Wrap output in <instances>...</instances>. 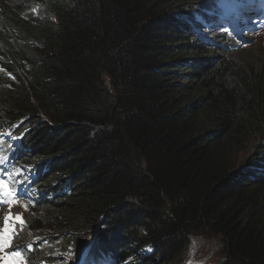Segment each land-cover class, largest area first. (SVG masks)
<instances>
[{"label":"trees","instance_id":"trees-1","mask_svg":"<svg viewBox=\"0 0 264 264\" xmlns=\"http://www.w3.org/2000/svg\"><path fill=\"white\" fill-rule=\"evenodd\" d=\"M219 9L0 0V158L20 190L32 168L23 264H185L198 232L218 264H264V59L208 37Z\"/></svg>","mask_w":264,"mask_h":264},{"label":"rangeland","instance_id":"rangeland-1","mask_svg":"<svg viewBox=\"0 0 264 264\" xmlns=\"http://www.w3.org/2000/svg\"><path fill=\"white\" fill-rule=\"evenodd\" d=\"M231 5V3H229ZM226 4L225 7H229ZM259 4H253L252 8L254 11H256L259 7ZM253 18H260V13H257L253 15ZM253 24V22L251 23ZM237 24H235L236 26ZM256 27V26H255ZM259 27L260 31L251 35V36H245L243 37V42L249 41V40H255L256 43L254 47H252L253 50L247 49V52H252V54H241L239 53H233V54H228V55H233L239 60L241 63H247L253 59H264V26H257ZM224 32V29H221L220 33ZM219 33V32H218ZM259 140V137H257L255 140L254 138L250 137L249 142L247 141V148L246 151L248 154H252L254 152V144H257ZM245 155L244 153L242 155L238 154L237 158H243ZM247 156V155H246ZM4 161V160H3ZM0 163L2 164L1 160ZM3 165V164H2ZM26 207V208H25ZM4 208V207H3ZM16 208V207H15ZM12 207H6L7 209V214L11 213H18L17 215H25V214H31L28 212L29 208L26 203H21L20 206L15 209ZM22 210V211H21ZM23 212V214H22ZM26 226V224H25ZM27 227H31L29 224ZM26 231H29V228L26 229ZM16 237V236H15ZM13 235H11L10 240L15 239ZM219 238L210 235L208 232H198V233H191L189 237V245L186 248V251L184 253L185 255V264H218L221 261L222 258V250L219 247ZM13 242L10 244L7 248L0 250V253H2V258L0 259V264H10L12 256L10 255L13 251ZM69 264V262L67 263ZM72 264V263H71Z\"/></svg>","mask_w":264,"mask_h":264},{"label":"bare ground","instance_id":"bare-ground-1","mask_svg":"<svg viewBox=\"0 0 264 264\" xmlns=\"http://www.w3.org/2000/svg\"><path fill=\"white\" fill-rule=\"evenodd\" d=\"M257 1H261V0H257ZM211 2V1H210ZM206 7V6H205ZM214 8V7H213ZM200 9H201V7H200ZM203 9V8H202ZM204 10V9H203ZM217 10V9H216ZM200 11V10H199ZM205 11V10H204ZM217 12H220V9L217 11ZM197 13V12H196ZM200 13V12H199ZM210 13V12H209ZM201 14V13H200ZM254 16L253 15H249L248 17H247V22L248 23H252V22H254V18H253ZM241 18V13L237 16V26H232L230 29V35L229 36H226V29H224V32H222V33H220V35H225V37H227L228 39H229V41H227V46H222V49L223 50H225V53L228 55V54H233V51H235V53L236 52H238V51H243V52H246V53H248V54H252V52H247L248 50L247 49H251V50H253L252 49V47H254V45H255V43H256V41L255 40H249V41H246V42H243V37L245 36V34H246V36H251V35H253V34H255V33H257V32H259L260 31V29H259V27H254V28H249V27H245V26H243L242 24V21H239V19ZM194 24V23H193ZM230 24H233V21H231L230 22ZM236 24V23H235ZM194 25H196V24H194ZM215 26V25H214ZM251 26L253 27V24H251ZM222 29V28H221ZM202 30H205V29H202ZM198 34V33H197ZM194 35V34H193ZM195 37V36H194ZM208 37L210 38L211 36H210V34L208 35ZM193 38V37H192ZM199 38V37H198ZM230 38H232V42L234 43V44H236L237 45V50H234V46H233V44L231 43V41H230ZM0 136L1 137H4V136H8L9 137V135H7V133H5V132H2V133H0ZM6 161V160H5ZM9 162H10V160H9ZM7 167V169H5ZM5 168L3 169V167H2V164L0 163V178L1 179H3V180H5L7 183H8V185H10V182H8L9 180H10V177H13V173H12V171H8V172H10V177H9V174L8 173H5V176L4 175H2V172H4V171H6V170H12V169H10V167H9V164H5ZM17 169V168H16ZM22 185V184H21ZM18 187V186H17ZM24 193V191L22 192V194ZM20 194V193H19ZM22 194H20V195H22ZM6 198L5 197H2V196H0V203H2L4 200H5ZM29 209H31V205L28 207ZM25 215H29V214H25ZM4 224V220L3 219H1L0 218V226L1 225H3ZM27 228V227H26ZM26 228L23 230V231H21V230H19V229H17L18 231H17V233H16V237H15V242H13V246H15V244H17L18 243V236L23 232L24 233V231L26 230ZM26 258H27V256H26Z\"/></svg>","mask_w":264,"mask_h":264},{"label":"clouds","instance_id":"clouds-1","mask_svg":"<svg viewBox=\"0 0 264 264\" xmlns=\"http://www.w3.org/2000/svg\"><path fill=\"white\" fill-rule=\"evenodd\" d=\"M220 1L221 0H219V3H220ZM254 3H255L254 0H243L241 2H240V0H237V5L238 6L236 5L234 8H232V9L230 8V10H229V12H230L229 17L225 18L220 13H218L217 15H215L212 18V20H211V22H210V24L208 26V28H209V34H215V35L217 34V35L221 36L220 35V31H221V28L222 27H220L219 25L221 23H225L229 18H231V19H234L235 20L234 24L231 25L229 22H226V24H228V23L229 24H228V32H225V33H226V36H229L230 35V30H231L230 28L232 26H235V23L237 24V16L240 13H241V18L239 19V21H242V23H243L242 25L243 26L249 27V28H254L255 26H264V22H262L260 19L254 20L253 27L251 26L250 23L247 22V19L246 18L249 15H251V13H254L255 12L253 9H251ZM249 7H251V8H249ZM257 12L260 13V16L264 15V9L261 10V11L258 10ZM255 14H257V13L255 12ZM242 18H244L245 20L243 19L244 20L243 21ZM225 19H227V20H225ZM227 41H229L228 38H226V41H225L224 44H226ZM17 214L18 213L14 214L13 216H15ZM19 216H21L23 218V220H24V216L23 215L19 214ZM22 226H25V220H24V223L22 225L19 222H17L16 225H15V229L16 228H20ZM20 230L23 231L24 230L23 227Z\"/></svg>","mask_w":264,"mask_h":264},{"label":"snow or ice","instance_id":"snow-or-ice-1","mask_svg":"<svg viewBox=\"0 0 264 264\" xmlns=\"http://www.w3.org/2000/svg\"><path fill=\"white\" fill-rule=\"evenodd\" d=\"M2 159L3 158H0V160ZM0 196L7 198L4 202L8 203L10 206L14 205L17 202V192L13 190L3 179H0ZM17 222L22 225L24 223V220L19 215H8L4 217V227L0 229V250H3L9 246L10 237L14 231ZM10 255L12 257L19 258L20 264H23L21 254L18 251L13 252Z\"/></svg>","mask_w":264,"mask_h":264}]
</instances>
